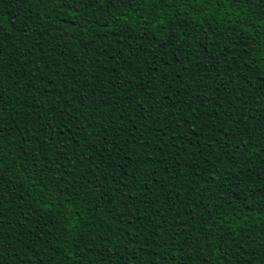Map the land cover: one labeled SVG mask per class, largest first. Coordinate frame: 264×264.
<instances>
[{"label": "trees", "instance_id": "16d2710c", "mask_svg": "<svg viewBox=\"0 0 264 264\" xmlns=\"http://www.w3.org/2000/svg\"><path fill=\"white\" fill-rule=\"evenodd\" d=\"M0 264H264V0H0Z\"/></svg>", "mask_w": 264, "mask_h": 264}]
</instances>
